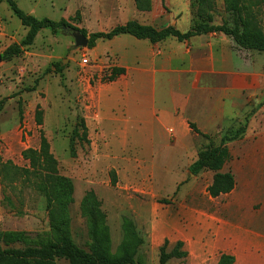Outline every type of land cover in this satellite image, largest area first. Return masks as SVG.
Instances as JSON below:
<instances>
[{"label":"rangeland","instance_id":"1","mask_svg":"<svg viewBox=\"0 0 264 264\" xmlns=\"http://www.w3.org/2000/svg\"><path fill=\"white\" fill-rule=\"evenodd\" d=\"M14 1L25 14L38 20H64L68 28L85 32L87 38L128 21L156 30L173 27L182 33L198 22L190 0H152L151 11L146 13L138 12L132 0ZM246 6L255 28L264 31V0H250ZM211 16L213 24L222 23V0H214ZM0 23L6 31L0 37L2 54L18 45L26 30L5 4H0ZM212 62L225 71H233V65L249 68L245 73L259 75L260 86L243 91L244 107L231 106L221 115L204 94L192 93L185 112L205 134H212L208 140L182 130L178 136L174 128H167L161 136L162 131L155 129L161 111L159 97L166 95L169 86L171 90L179 85L190 88L193 77L203 76L200 72L209 71ZM114 68L124 69L125 75L111 82ZM180 93L186 91L176 95ZM263 99L264 54L240 51L223 36L185 44L167 39L157 45L126 36L99 41L88 50L75 49L72 38L62 31L55 35L41 31L19 57L0 63V233H21L29 240L51 237L45 199L32 185L31 176H24V170H32L21 156L24 151L39 149L42 134L57 161L58 174L72 186L64 213L79 248L86 250L89 242L81 208L86 195L93 193L105 216L112 254L120 250L122 225L127 219L144 241L139 256L145 264H159L158 250L164 240L169 244L168 253L183 240L181 251L188 254L167 264H214L219 253L216 244H208L203 261L202 245L196 241L207 228L222 229L213 220H206L205 227L202 213L218 216L225 201L210 199L206 192L213 172L191 176L189 167L201 149L218 146L224 132L214 133L229 128L231 119L244 116L232 122L231 127L236 128L248 117V133L243 137L264 138V107L255 110ZM173 103L179 106L182 99L177 96ZM173 103L169 102L170 108ZM37 108L40 126L35 122ZM249 145L238 143L230 150L227 145L229 158L223 171ZM256 149L257 154H264V144H257Z\"/></svg>","mask_w":264,"mask_h":264},{"label":"trees","instance_id":"2","mask_svg":"<svg viewBox=\"0 0 264 264\" xmlns=\"http://www.w3.org/2000/svg\"><path fill=\"white\" fill-rule=\"evenodd\" d=\"M136 10L140 13L151 11L152 0H132ZM250 0H222L225 18L221 24H213L211 13L214 0H190V9L197 23L185 33H181L173 27L156 30L150 26H143L135 21H128L122 26H117L108 32L93 33L89 35L87 49L92 50L98 41H112L120 36H129L137 41H147L151 45L159 44L167 39H174L178 43L189 41L194 37L206 35H223L232 40L235 46L247 52L264 54V31L255 28L253 15L246 6ZM5 4L12 15L19 21L21 27L26 30L24 39L17 45L9 46L2 54V62L19 57L23 51L33 45L38 34L43 30H49L53 35L61 31L62 27L68 28L66 22H54L48 19L38 20L31 15L22 12L14 0H0ZM86 36L85 32H80ZM123 69L114 68L111 71L110 81L124 75ZM3 102H0V112ZM264 106V99L256 111ZM21 115V111H19ZM248 117L243 125L224 132L217 147L208 146L197 153V158L189 167L192 175H197L208 170L214 173L211 185L207 188L210 198L216 199L231 193L236 182L230 171L224 172V166L228 162L229 154L227 145L243 138L247 129ZM35 122L41 125V111L35 112ZM83 134L86 133L84 124L80 123ZM189 129L195 135L206 140L208 136L202 135L195 125L189 124ZM24 160L29 161L32 171L24 170V176H31V183L46 202V211L49 219L50 239L36 238L29 240L21 233H0V264H145L139 250L144 241L136 231V227L127 219H124L122 232L123 243L117 254L110 250L109 235L104 227V214L100 210V203L93 193L86 195L82 205V213L87 219L88 238L86 250L79 248L73 241L67 225L64 211L70 203L72 186L69 180L58 174V164L50 152L47 140L41 134L38 150H27L21 154ZM12 171L18 172L11 168ZM168 241L164 240L159 248V264H167L171 259H184L188 256L182 242H176L168 253ZM217 264H234V258L229 255H221Z\"/></svg>","mask_w":264,"mask_h":264},{"label":"crops","instance_id":"3","mask_svg":"<svg viewBox=\"0 0 264 264\" xmlns=\"http://www.w3.org/2000/svg\"><path fill=\"white\" fill-rule=\"evenodd\" d=\"M5 32V25L0 23V37H4ZM217 36L223 35L211 34L194 37L189 41L179 44L197 41L201 38ZM225 38L228 39L233 46H235L231 39L227 37ZM214 63H210L211 65L209 71L200 72L204 73V79L201 74L195 75L193 77L194 81L191 82L190 88L185 85H179L174 86L173 90H171L170 87L172 86H169L166 95L159 97L158 109L161 111L159 112V125H156L155 129L159 128L162 131L161 136H163V132L167 128H174L178 132V136L181 134L180 130L190 134L192 131L189 129V124L195 125L197 130L202 135L212 136V134H205L204 131L198 128L196 122L191 120V118L188 117L185 112V105L192 97V93L201 92L204 94L205 99L213 104V109H219V114L221 115L227 108L231 106L236 107L238 104H240L242 107H244L243 91H252L253 89H256L260 86L259 82H261V77L259 75L245 73L249 68H237L233 65V67H231V70L233 71H225L219 66L216 67ZM124 75H121L116 79L121 77L123 78ZM163 86L167 87L166 83ZM183 90H185L186 93H180L179 95H176L178 91L181 92ZM124 91H126V89ZM177 96L182 99V103L179 106H176L173 103V100L176 99ZM169 102L173 103L174 106L172 108H170ZM243 117L244 116L241 118ZM241 118L231 119L229 128L222 129L221 131L218 130L217 133L214 134L226 132L232 128V122L237 120L240 121ZM247 130L248 128L246 129V136L248 133ZM154 132L155 130L153 131L151 141L152 138H154ZM192 134L195 135L194 133ZM160 141L164 145L166 144L163 140L160 139ZM245 142L250 144V148L248 150H244L242 153L234 155L230 161L231 165L228 167L227 171H230L233 174L236 186L231 193L218 197L224 199L225 201L222 211H220L218 216H216L215 213L212 214L209 211H204L202 213L203 225L205 227L206 220H213L218 223L219 228H222L219 231H215L213 229L209 230L207 228L206 231L196 241L197 244L202 245L201 257L203 261H206L205 257L209 253L206 247L208 244L213 243L216 244L219 251L218 258L214 264H217L221 255L232 256L234 258V264H264V154L256 153L257 144H264V138L255 139L243 137L238 141L228 144V148L230 150L232 145L237 147L238 143ZM178 145L180 146V142ZM170 154L173 153L170 152ZM207 236L210 239L206 240L205 237ZM178 242L183 243L184 241L180 240Z\"/></svg>","mask_w":264,"mask_h":264},{"label":"water","instance_id":"4","mask_svg":"<svg viewBox=\"0 0 264 264\" xmlns=\"http://www.w3.org/2000/svg\"><path fill=\"white\" fill-rule=\"evenodd\" d=\"M61 31L65 34V36H70L72 38L75 49H82V48L87 47L88 38L86 36H83L79 31L72 29V28H65V27H62ZM1 62L2 60H1V54H0V63Z\"/></svg>","mask_w":264,"mask_h":264},{"label":"built area","instance_id":"5","mask_svg":"<svg viewBox=\"0 0 264 264\" xmlns=\"http://www.w3.org/2000/svg\"><path fill=\"white\" fill-rule=\"evenodd\" d=\"M87 59H83V64L85 65V64H87Z\"/></svg>","mask_w":264,"mask_h":264}]
</instances>
